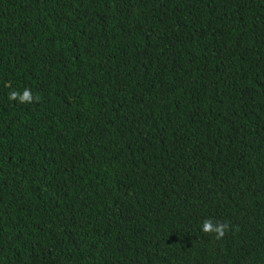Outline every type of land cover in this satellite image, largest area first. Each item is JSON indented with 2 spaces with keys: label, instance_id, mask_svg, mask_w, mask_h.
Here are the masks:
<instances>
[{
  "label": "trees",
  "instance_id": "1",
  "mask_svg": "<svg viewBox=\"0 0 264 264\" xmlns=\"http://www.w3.org/2000/svg\"><path fill=\"white\" fill-rule=\"evenodd\" d=\"M0 264H264V0H0Z\"/></svg>",
  "mask_w": 264,
  "mask_h": 264
},
{
  "label": "clouds",
  "instance_id": "2",
  "mask_svg": "<svg viewBox=\"0 0 264 264\" xmlns=\"http://www.w3.org/2000/svg\"><path fill=\"white\" fill-rule=\"evenodd\" d=\"M17 97L20 99L21 102H32L33 100L32 93L29 89H25L22 95L16 91L10 93V99L15 100L17 99ZM229 228L230 225L228 223L225 222L214 223L213 220L209 218L203 221L201 230L205 234L215 233L216 234L215 238L221 239Z\"/></svg>",
  "mask_w": 264,
  "mask_h": 264
}]
</instances>
